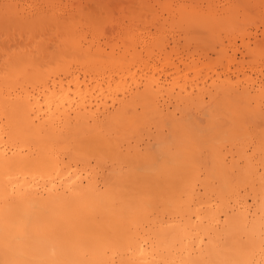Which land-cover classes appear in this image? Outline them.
<instances>
[{
	"label": "bare ground",
	"instance_id": "1",
	"mask_svg": "<svg viewBox=\"0 0 264 264\" xmlns=\"http://www.w3.org/2000/svg\"><path fill=\"white\" fill-rule=\"evenodd\" d=\"M0 264H264V0H0Z\"/></svg>",
	"mask_w": 264,
	"mask_h": 264
},
{
	"label": "rangeland",
	"instance_id": "2",
	"mask_svg": "<svg viewBox=\"0 0 264 264\" xmlns=\"http://www.w3.org/2000/svg\"><path fill=\"white\" fill-rule=\"evenodd\" d=\"M131 12V10H129ZM131 15V14H130ZM127 23V21H125Z\"/></svg>",
	"mask_w": 264,
	"mask_h": 264
}]
</instances>
